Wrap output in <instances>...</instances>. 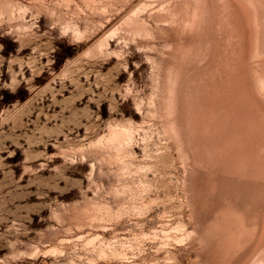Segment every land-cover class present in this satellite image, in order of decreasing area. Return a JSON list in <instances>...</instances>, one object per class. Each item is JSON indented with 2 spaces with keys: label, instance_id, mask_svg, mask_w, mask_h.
Wrapping results in <instances>:
<instances>
[{
  "label": "rangeland",
  "instance_id": "obj_1",
  "mask_svg": "<svg viewBox=\"0 0 264 264\" xmlns=\"http://www.w3.org/2000/svg\"><path fill=\"white\" fill-rule=\"evenodd\" d=\"M0 264H264V0H0Z\"/></svg>",
  "mask_w": 264,
  "mask_h": 264
}]
</instances>
